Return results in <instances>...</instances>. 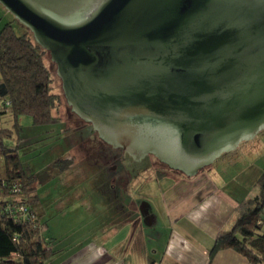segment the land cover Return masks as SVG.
Here are the masks:
<instances>
[{
	"label": "water",
	"instance_id": "95a60500",
	"mask_svg": "<svg viewBox=\"0 0 264 264\" xmlns=\"http://www.w3.org/2000/svg\"><path fill=\"white\" fill-rule=\"evenodd\" d=\"M0 3L49 52L71 110L136 160L192 177L264 130V0Z\"/></svg>",
	"mask_w": 264,
	"mask_h": 264
},
{
	"label": "rangeland",
	"instance_id": "374dc122",
	"mask_svg": "<svg viewBox=\"0 0 264 264\" xmlns=\"http://www.w3.org/2000/svg\"><path fill=\"white\" fill-rule=\"evenodd\" d=\"M8 22H12L17 34L21 35L27 31V28L0 3V31ZM47 62L53 71L54 92L59 95V106L55 114L62 122L34 124L29 115H24L20 120L22 139L18 142L16 132L13 137L4 140L5 145L11 148L19 144L22 163L28 172L36 175V193L39 198L33 202L43 223L45 235L51 238L53 247L58 251H67V248L70 250L79 247L85 238L101 239L105 234L121 230L119 225L130 221V227L125 226L119 233L120 236L128 234L130 228L134 235L140 233L146 236L150 248L155 246L156 242L166 241L170 228L161 207L157 205L159 202L154 200L148 190L155 179V170L162 169L168 174L173 172L152 156L147 160V169L137 174L132 173L128 179L126 171L109 175L102 165L99 166L96 157L89 154V145L93 144V150H97L105 143L101 142L95 130L92 131V124L71 110L63 92L62 80L57 74V66L51 60L50 54L47 55ZM13 123L11 115H0V125L11 127ZM68 128L69 131L66 132ZM88 138H94V142H88ZM262 139L264 131L258 133L254 139L242 142L238 149L231 153L232 156L240 157L243 150L259 147ZM222 156L205 169L217 172L222 160L227 157ZM4 160L0 155V170ZM122 175L123 178H120ZM111 177L115 178L113 182ZM145 201H150L158 217L154 225L156 230H153L154 226H146L141 216L138 206ZM123 206L129 210V220L125 218L127 214H124ZM138 224L141 225L140 228Z\"/></svg>",
	"mask_w": 264,
	"mask_h": 264
},
{
	"label": "trees",
	"instance_id": "16d2710c",
	"mask_svg": "<svg viewBox=\"0 0 264 264\" xmlns=\"http://www.w3.org/2000/svg\"><path fill=\"white\" fill-rule=\"evenodd\" d=\"M24 26L27 31L21 35L12 22L0 31V115H11L14 121L11 127L0 125V155L5 158L0 170V264H46L58 253L44 233L33 202L39 198L36 175L22 163L19 144L11 148L4 143L16 132L18 142L22 139L20 120L24 115H29L34 124L62 122L55 114L59 95L54 92L53 71L47 62L49 52ZM165 166L173 173L185 175ZM155 171L157 178L168 174L162 169ZM257 186L259 198H248L239 204L235 224L231 230L219 233L211 260L220 250L234 249L251 264L264 261V171ZM22 205L26 210L20 209Z\"/></svg>",
	"mask_w": 264,
	"mask_h": 264
},
{
	"label": "crops",
	"instance_id": "0c3cea01",
	"mask_svg": "<svg viewBox=\"0 0 264 264\" xmlns=\"http://www.w3.org/2000/svg\"><path fill=\"white\" fill-rule=\"evenodd\" d=\"M237 149L221 155L227 157L217 172L204 169L192 177L182 173L155 176L148 193L159 202L157 205L170 228L166 241L156 242L150 248L146 236L134 235L130 228L128 234L120 236L125 226L130 227L128 221L119 225L121 230L101 239H83L71 252L69 248L58 251L54 247L58 253L46 264H251L234 249L220 250L210 258L219 233L233 228L239 204L255 198L259 192L257 181L264 171V139L259 147L243 150L240 157L232 156ZM145 203L152 217L144 223L153 227L158 217L150 201ZM122 209L129 220L128 208ZM262 222L264 232V210Z\"/></svg>",
	"mask_w": 264,
	"mask_h": 264
},
{
	"label": "flooded vegetation",
	"instance_id": "af4514ba",
	"mask_svg": "<svg viewBox=\"0 0 264 264\" xmlns=\"http://www.w3.org/2000/svg\"><path fill=\"white\" fill-rule=\"evenodd\" d=\"M81 127V126H80ZM83 132V130H81ZM92 131L94 132V128H92ZM88 142H94V138H88ZM101 142L105 143L103 146H100V149L93 150L94 145H89L90 150L89 154L94 155L96 157L97 162L99 163V166L102 165L104 167V170L109 175H113L118 173L119 171L124 172L126 171L128 176L126 178L128 179L131 177L132 173L137 174L138 172H141L143 169L148 168L147 160L149 157H152L153 155H147L141 160L134 159L133 156H131L129 153L124 151L121 148H115L112 145L106 143L105 141L101 140ZM92 149V150H91ZM93 152L97 153L96 155L93 154ZM124 175H122L120 178H123ZM115 180L114 177H111V181L113 182ZM135 203V202H132ZM141 202L138 206L141 216L144 218V220H150L151 216V210L150 207L144 202Z\"/></svg>",
	"mask_w": 264,
	"mask_h": 264
},
{
	"label": "built area",
	"instance_id": "2783aa9c",
	"mask_svg": "<svg viewBox=\"0 0 264 264\" xmlns=\"http://www.w3.org/2000/svg\"><path fill=\"white\" fill-rule=\"evenodd\" d=\"M15 190H17V188H16ZM20 209H21V210H26V206H23V205H22V206L20 207Z\"/></svg>",
	"mask_w": 264,
	"mask_h": 264
}]
</instances>
